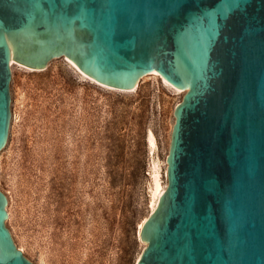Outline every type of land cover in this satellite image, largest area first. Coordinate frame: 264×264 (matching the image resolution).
<instances>
[{"label": "water", "instance_id": "water-1", "mask_svg": "<svg viewBox=\"0 0 264 264\" xmlns=\"http://www.w3.org/2000/svg\"><path fill=\"white\" fill-rule=\"evenodd\" d=\"M66 58L121 91L161 76L186 92L137 264H264V0H0V160L12 61ZM9 201L0 190V264H34Z\"/></svg>", "mask_w": 264, "mask_h": 264}, {"label": "rangeland", "instance_id": "rangeland-1", "mask_svg": "<svg viewBox=\"0 0 264 264\" xmlns=\"http://www.w3.org/2000/svg\"><path fill=\"white\" fill-rule=\"evenodd\" d=\"M183 92L159 76L139 91L106 89L66 59L48 71L12 64L0 190L15 244L32 263L137 264L142 224L168 186Z\"/></svg>", "mask_w": 264, "mask_h": 264}, {"label": "bare ground", "instance_id": "bare-ground-1", "mask_svg": "<svg viewBox=\"0 0 264 264\" xmlns=\"http://www.w3.org/2000/svg\"><path fill=\"white\" fill-rule=\"evenodd\" d=\"M66 60L69 61V62L74 66V63H73L72 60H70V59H68V58H66ZM12 64H13V65H18V66H20V67L26 69V66L21 65V64H19V63H16V62H14V61H12ZM74 67H75V68H76V69H77V70H78V71H79V72H80L85 78H87V79H89L90 81L96 83L97 85H99V86H101V87H103V88H106V89L116 90V89H114V88H112V87H109V86H106V85H103V84L97 82L95 79H93V78H91L90 76H88V75H86L85 73H83V72H82L79 68H77L76 66H74ZM31 70H32V69H31ZM159 77H161V76H159ZM161 78L163 79L164 83H165L167 86H169V87H171L172 89L178 91L179 93H184L182 90H180V89L174 87L173 85H171V84H170L166 79H164L163 77H161ZM149 142H150L151 146H155V147H156V137H155V135H154V133H153L152 131H150V133H149ZM162 193H163V192L160 193L158 199H157L156 202L154 203V205H153V211L156 209V207H157V205H158V202H159V199H160ZM146 220H147V219L144 220L143 224L145 223ZM143 224H142V226H143ZM20 250H21V249H20Z\"/></svg>", "mask_w": 264, "mask_h": 264}]
</instances>
